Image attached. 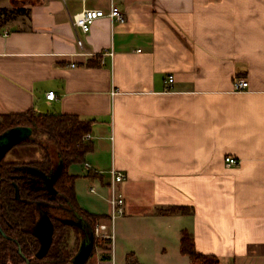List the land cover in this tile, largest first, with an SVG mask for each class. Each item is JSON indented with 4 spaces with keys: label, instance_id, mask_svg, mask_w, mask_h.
Segmentation results:
<instances>
[{
    "label": "crops",
    "instance_id": "obj_1",
    "mask_svg": "<svg viewBox=\"0 0 264 264\" xmlns=\"http://www.w3.org/2000/svg\"><path fill=\"white\" fill-rule=\"evenodd\" d=\"M112 2L124 23L73 27L84 9ZM1 9L0 115L91 121V149L69 169L90 214H111L110 171L127 176L114 185L125 203L110 225L111 260L98 248L88 264H126L129 253L193 264L183 231L218 264H264V0H0ZM29 138L5 160H37ZM229 156L239 164L227 166ZM167 207L193 212L157 214Z\"/></svg>",
    "mask_w": 264,
    "mask_h": 264
},
{
    "label": "trees",
    "instance_id": "obj_2",
    "mask_svg": "<svg viewBox=\"0 0 264 264\" xmlns=\"http://www.w3.org/2000/svg\"><path fill=\"white\" fill-rule=\"evenodd\" d=\"M18 8V7H17ZM21 9L18 8L19 12ZM7 11L0 10V30L8 23ZM91 121L73 115L39 114L28 111L22 114L0 115V136L12 129L27 127L30 138L23 142L38 148L39 157L32 162L0 160V264H67L78 253L80 245L90 235L94 236L93 250L87 262L103 251L102 260H111V240L96 238V225L109 216L93 215L79 207L74 183L69 174L72 165L84 163L91 145L82 138L91 133ZM52 178L50 188L47 179ZM159 215H184L193 211L187 207L157 209ZM60 213L61 216H58ZM44 216L52 224V242L47 253L39 258L40 241L35 227ZM81 220L83 229L67 221ZM73 235V249L66 250V243ZM21 249L22 253L18 250ZM180 251L188 255L193 264H218L214 256L195 250L191 236L183 231ZM126 264H140L133 253L125 258Z\"/></svg>",
    "mask_w": 264,
    "mask_h": 264
},
{
    "label": "built area",
    "instance_id": "obj_3",
    "mask_svg": "<svg viewBox=\"0 0 264 264\" xmlns=\"http://www.w3.org/2000/svg\"><path fill=\"white\" fill-rule=\"evenodd\" d=\"M102 18H108L112 22H119L124 23L125 22V15L120 11L117 5H115L113 2L110 4V7L108 11H105L103 9H84L82 12L77 14L73 18V27L76 29H79L83 34H88L91 30V27L97 21L98 19ZM78 46H82L81 40H78ZM106 55L113 56V53H104ZM75 65H72L74 67ZM169 82H173V78H169ZM248 87V82H245L243 80H238L235 84V90L237 92H243ZM47 99L54 100L56 98L55 92H49L46 95ZM92 134H87L82 138L83 143H89L92 140ZM225 164L227 166H237L239 164V161L235 159L234 157H226L225 158ZM110 175L112 177V192L110 197H108L106 200L108 201L110 207H111V214L109 215V218L107 220L100 221L95 228L94 235L96 238L100 239H107V240H113V234L110 231V225L119 216H122L124 213V197L122 194L118 193L114 185L120 182H123L127 179V176L123 172L116 171L112 169L110 171ZM91 192H94V189H91Z\"/></svg>",
    "mask_w": 264,
    "mask_h": 264
},
{
    "label": "water",
    "instance_id": "obj_4",
    "mask_svg": "<svg viewBox=\"0 0 264 264\" xmlns=\"http://www.w3.org/2000/svg\"><path fill=\"white\" fill-rule=\"evenodd\" d=\"M29 135H30V132L28 130H22V128L12 129L2 134L0 136V160L5 158V155L11 148L21 143ZM47 186L50 188L49 183ZM67 223H69L70 225L74 227H77L80 230L83 229V224L81 220L67 221ZM34 231L41 245L36 256L41 258L47 253L51 245V242H52V234H53L52 224L49 222L47 218H45L44 216H41ZM0 232L2 233L1 228H0ZM93 242H94V236L90 235L89 239L87 240L85 239L82 242L78 253L67 264H85L87 260L89 259L91 252L93 250V244H94ZM18 252L22 253L20 248ZM24 264H30V260L25 259Z\"/></svg>",
    "mask_w": 264,
    "mask_h": 264
},
{
    "label": "rangeland",
    "instance_id": "obj_5",
    "mask_svg": "<svg viewBox=\"0 0 264 264\" xmlns=\"http://www.w3.org/2000/svg\"><path fill=\"white\" fill-rule=\"evenodd\" d=\"M11 158H12V156H11V157H8L7 160H8V159L12 160ZM57 215H58V216H61L60 213H57ZM74 240H75L74 236L71 235V236L69 237L67 243H66V250H67V251H70L71 249H73ZM87 264H88V263H87ZM117 264H118V263H117ZM120 264H121V263H120Z\"/></svg>",
    "mask_w": 264,
    "mask_h": 264
}]
</instances>
